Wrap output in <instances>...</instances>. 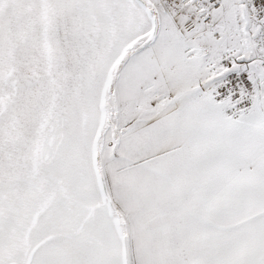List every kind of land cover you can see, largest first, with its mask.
Returning a JSON list of instances; mask_svg holds the SVG:
<instances>
[{"label": "snow or ice", "instance_id": "6c2138e0", "mask_svg": "<svg viewBox=\"0 0 264 264\" xmlns=\"http://www.w3.org/2000/svg\"><path fill=\"white\" fill-rule=\"evenodd\" d=\"M0 264H264V0H0Z\"/></svg>", "mask_w": 264, "mask_h": 264}]
</instances>
